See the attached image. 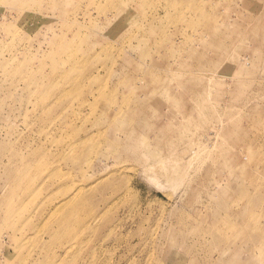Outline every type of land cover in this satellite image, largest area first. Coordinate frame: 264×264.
<instances>
[{"label": "rangeland", "instance_id": "obj_1", "mask_svg": "<svg viewBox=\"0 0 264 264\" xmlns=\"http://www.w3.org/2000/svg\"><path fill=\"white\" fill-rule=\"evenodd\" d=\"M0 264H264V0H0Z\"/></svg>", "mask_w": 264, "mask_h": 264}, {"label": "bare ground", "instance_id": "obj_2", "mask_svg": "<svg viewBox=\"0 0 264 264\" xmlns=\"http://www.w3.org/2000/svg\"><path fill=\"white\" fill-rule=\"evenodd\" d=\"M69 220L70 218H66V220L63 222V225L66 224ZM66 225H69V223H67Z\"/></svg>", "mask_w": 264, "mask_h": 264}]
</instances>
